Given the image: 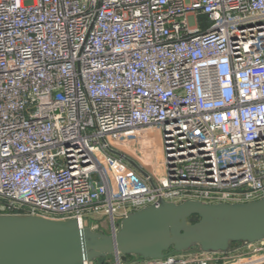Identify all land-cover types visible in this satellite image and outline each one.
Wrapping results in <instances>:
<instances>
[{
    "label": "built area",
    "instance_id": "2783aa9c",
    "mask_svg": "<svg viewBox=\"0 0 264 264\" xmlns=\"http://www.w3.org/2000/svg\"><path fill=\"white\" fill-rule=\"evenodd\" d=\"M263 198L264 0H0V215Z\"/></svg>",
    "mask_w": 264,
    "mask_h": 264
},
{
    "label": "water",
    "instance_id": "95a60500",
    "mask_svg": "<svg viewBox=\"0 0 264 264\" xmlns=\"http://www.w3.org/2000/svg\"><path fill=\"white\" fill-rule=\"evenodd\" d=\"M264 241V198L236 204L159 201L127 214L113 233L74 219L0 215V264H87L108 257L160 260L170 253L229 255Z\"/></svg>",
    "mask_w": 264,
    "mask_h": 264
},
{
    "label": "crops",
    "instance_id": "0c3cea01",
    "mask_svg": "<svg viewBox=\"0 0 264 264\" xmlns=\"http://www.w3.org/2000/svg\"><path fill=\"white\" fill-rule=\"evenodd\" d=\"M262 245L263 247V251H264V241H263V244H254L252 246H249V247H246V248H243V249H240L232 254H229V255H219L217 257V261H216V264H224V263H228L230 261H233L235 259H238V258H241L247 254H252V250L254 248H259L260 246ZM185 257L193 260V259H198L201 257V253H199L198 251H191V252H188L186 254H184ZM133 260L132 259H128L126 261V263L124 264H129L131 263ZM93 264H100V263H93ZM101 264H115V259L113 257H108L106 258L105 260H103L101 262Z\"/></svg>",
    "mask_w": 264,
    "mask_h": 264
},
{
    "label": "trees",
    "instance_id": "16d2710c",
    "mask_svg": "<svg viewBox=\"0 0 264 264\" xmlns=\"http://www.w3.org/2000/svg\"><path fill=\"white\" fill-rule=\"evenodd\" d=\"M129 259H132V258H129Z\"/></svg>",
    "mask_w": 264,
    "mask_h": 264
}]
</instances>
